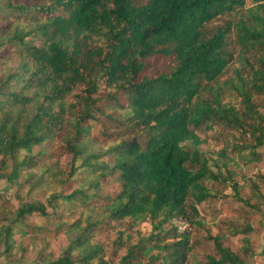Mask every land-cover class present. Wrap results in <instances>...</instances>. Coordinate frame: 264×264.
<instances>
[{
  "label": "trees",
  "instance_id": "obj_1",
  "mask_svg": "<svg viewBox=\"0 0 264 264\" xmlns=\"http://www.w3.org/2000/svg\"><path fill=\"white\" fill-rule=\"evenodd\" d=\"M252 1L244 9L246 0H0V13L17 19L0 36V157L57 140L74 164L78 145L90 135L82 123L94 118L101 101L126 95L121 108L130 110L128 122L147 140L120 143L103 154L114 157L113 167L93 168L119 173L121 191L108 201L109 218L151 222L152 232L120 264H187L188 232L165 227L174 220L197 224L196 206L211 197L207 183L221 177L199 150L197 133L220 126L253 138L227 144L234 157L221 153L224 168L259 161L256 150L264 148V105H258L264 100V0ZM240 10L234 28L260 56L256 64L244 59L246 73L219 85L232 58V26L212 34L207 26ZM33 214L48 217L47 207L21 205L16 221ZM94 226L70 225L65 253L32 264H111L91 244ZM3 234L9 249L13 225ZM213 241L216 256L205 264H246L219 237Z\"/></svg>",
  "mask_w": 264,
  "mask_h": 264
},
{
  "label": "rangeland",
  "instance_id": "obj_2",
  "mask_svg": "<svg viewBox=\"0 0 264 264\" xmlns=\"http://www.w3.org/2000/svg\"><path fill=\"white\" fill-rule=\"evenodd\" d=\"M254 5L252 0H246L244 9ZM244 12L236 11L207 26L209 34L219 26H232L228 36L232 58L219 85L233 79L238 71L246 73L244 59L256 64L260 56L259 48L245 46L234 28ZM14 21L17 22L14 14L0 13V36L13 30ZM34 42L40 44L37 39ZM126 101L122 93L116 101L103 100L94 118L82 123L81 127L90 128V135L83 137L78 145L82 152L74 164L72 155L57 140L21 150L13 159L0 157V264H32L57 259L69 244L65 230L76 222L82 228L88 223L95 225L89 229L91 244L101 246L103 257L111 264H120L130 248L150 237L151 222L109 218L108 201L121 191L119 173L107 170L103 175L93 168L100 164L113 167L114 157L103 154L120 143L137 140L144 144L147 140L144 131L128 122L131 112L121 108ZM258 105H264V100L258 99ZM197 134L199 150L208 159L210 168L219 171L221 177L207 183L211 197L196 206L197 224L174 220L165 229L174 225L180 232H188L192 249L187 264H205L209 257H215L214 237H219L223 246L246 264H264V148L256 150L261 157L259 161L245 164L236 160L224 168L225 157L222 158L221 153L230 159L234 157L227 144L252 143L253 138L244 131L233 132L220 126L203 128ZM94 155L100 156L96 159L92 158ZM15 171L17 177L8 178ZM69 195L73 198L65 199ZM32 202L44 204L48 217L33 214L16 221L19 207ZM8 224H12L15 231L14 244L9 249L4 244L3 234ZM147 244L151 246L153 242Z\"/></svg>",
  "mask_w": 264,
  "mask_h": 264
}]
</instances>
